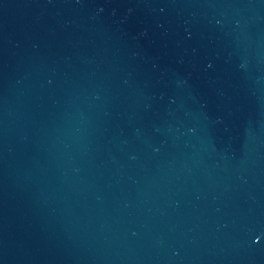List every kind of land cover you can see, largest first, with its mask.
Masks as SVG:
<instances>
[{
  "label": "water",
  "instance_id": "1",
  "mask_svg": "<svg viewBox=\"0 0 264 264\" xmlns=\"http://www.w3.org/2000/svg\"><path fill=\"white\" fill-rule=\"evenodd\" d=\"M0 264H264V0H0Z\"/></svg>",
  "mask_w": 264,
  "mask_h": 264
}]
</instances>
